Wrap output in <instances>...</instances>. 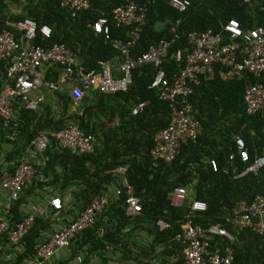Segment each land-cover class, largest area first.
<instances>
[{"label": "trees", "instance_id": "1", "mask_svg": "<svg viewBox=\"0 0 264 264\" xmlns=\"http://www.w3.org/2000/svg\"><path fill=\"white\" fill-rule=\"evenodd\" d=\"M132 1L148 7L135 56L142 55L162 40L171 39L172 27H176L180 35L164 63L170 78L185 66L174 56L178 49L191 48L188 44L191 32H219L231 19H237L245 30L264 26V0H253L249 4L243 0H188L190 6L183 13L171 8L170 0H93L91 7L77 17H72L62 7V0H0V33L10 29L11 23L34 19L40 27L48 25L53 32L51 39L39 34L35 44L45 47L65 44L85 67L98 69L100 62L112 61L117 52L111 42L93 31L90 25L103 16L111 19L117 6ZM14 7H20L22 14H15ZM126 31L112 26L114 38H125ZM220 71L218 67L215 78L204 80L190 97L202 134L196 141L183 145L172 163L155 164L150 155L155 135L169 125L171 115L169 103L160 99L158 90L150 88L156 74L154 65L133 72L128 92L115 95L92 92L84 98L79 110L74 109L71 96L66 92L54 94L56 100L48 95L36 112L18 104L9 128L5 129L0 119V152L6 151L0 163V177L4 163L26 151L42 133L76 125L85 133L94 134L102 146L94 154L75 155L54 144L45 154L47 167L37 177L43 182L35 180L26 188L22 199L13 207L14 213L18 215L20 207L30 199H38V191L43 193L46 186L61 185V189L68 191L76 183L82 187L78 189L79 198L92 199L98 194L112 196L96 223L73 244L88 247L87 261L97 259L109 263L120 254L124 259L116 260L121 263L172 264L173 258L180 257L184 250L177 235L182 231L193 201L200 200L207 203L208 210L196 215L195 224L205 228L212 225L227 228L235 238L231 244L235 264H264V237L251 230L240 231L226 222L227 215L240 202L250 203L257 195H264V170L259 176L249 174L239 180L222 171L229 164L230 148L234 147L238 136L245 139L252 160L264 156V111L249 116L244 99L245 86L264 82V74L223 80ZM5 72L1 65L0 90ZM140 102L149 105L140 115L134 116L133 108ZM7 147L11 148L9 152ZM213 159L218 161L220 172L213 171L210 163ZM238 164L242 170L244 166ZM119 168L126 169V178L142 203L143 211L135 218L127 216V194L119 198L113 196L121 185ZM179 187L187 188L188 194L191 191L193 198L177 207L173 205V193ZM111 189L114 190L110 192ZM50 196L55 195L50 193ZM61 199L64 203L62 213L74 218L91 201L72 204ZM159 221L170 227L161 230L157 225ZM51 227V219L37 217L25 238V251L11 264H25L32 259L36 247L44 239V232ZM141 232L149 237L139 246L135 235L140 236ZM227 244L218 237L212 242L211 250Z\"/></svg>", "mask_w": 264, "mask_h": 264}, {"label": "built area", "instance_id": "2", "mask_svg": "<svg viewBox=\"0 0 264 264\" xmlns=\"http://www.w3.org/2000/svg\"><path fill=\"white\" fill-rule=\"evenodd\" d=\"M92 1L62 0V7L72 17H77L80 12L91 7ZM243 1L249 4L253 0ZM169 5L183 13L190 2L170 0ZM147 14L146 4L132 1L117 6L111 19L103 16L90 25L93 31L110 41L117 52L112 61L100 62L98 69L85 67L65 44L49 47L35 44L39 34L51 39L53 32L48 25L40 27L31 18L11 23L10 29L0 33V66L3 65L6 70L4 85L0 90V119L4 128L11 126L18 104L28 111L36 112L46 100L45 93L54 95L66 92L71 96L74 109L79 110L84 98L92 92L104 95L128 92L133 83V72L154 65L156 74L150 88L158 90L160 99L169 103L171 115L169 125L155 135L150 155L155 164L172 163L183 145L196 141L202 134L201 123L190 102L195 88L201 86L204 80H213L218 67L223 80L243 79L249 75L260 77L264 74V26L245 30L237 19H231L222 25L219 32H191L188 36L191 48L186 51L178 49L174 56L177 62L185 66L170 78L164 63L170 49L180 39L176 27L171 29V39L152 45L140 56L134 55ZM112 26L127 30L125 38H114ZM244 99L249 116L264 111V82L247 84ZM148 105V102H140L133 108V115H140ZM54 144L75 155H91L102 146L94 134L85 133L76 125H69L58 131L38 135L24 154L4 163L0 177V195L5 199L0 205V264L14 263L22 255L25 238L34 227L37 217L56 219L57 224L52 223V227L44 232L43 241L36 247V255L25 264H52L63 251L71 249L79 235L96 223L111 200L112 196L107 194L95 195L74 218L62 213V199L50 196L48 191L47 205L30 199L20 207L19 214H15L13 207L22 199L26 188L35 180L43 182L37 177L47 167L45 153ZM228 162L222 171L235 180L249 174L259 176L264 170V156L252 160L246 141L240 136L236 137L234 147L230 148ZM238 162L244 166L242 170ZM210 163L214 172L221 171L217 160L213 159ZM117 172L121 175V185L113 196L119 198L127 194L126 213L135 218L143 211L141 200L134 195V189L126 178V169L119 168ZM187 197V188L175 189L173 205L182 206ZM207 210L204 201H193L182 231L177 235L184 250L180 257L173 258L172 264H235V253L231 246L235 241L234 235L219 225L205 228L195 224L196 215ZM226 222L240 231L251 230L264 237V195H257L250 203L240 202L227 215ZM157 225L161 230L170 227L164 221H159ZM218 237L230 245L211 250L212 242ZM72 263L124 264L119 260L109 263L97 259L87 261L82 252L75 254Z\"/></svg>", "mask_w": 264, "mask_h": 264}, {"label": "crops", "instance_id": "3", "mask_svg": "<svg viewBox=\"0 0 264 264\" xmlns=\"http://www.w3.org/2000/svg\"><path fill=\"white\" fill-rule=\"evenodd\" d=\"M218 150H219V147H218ZM80 188H82V187L78 186L76 183L74 185L72 184V187H70V189L68 191L61 189V185L46 186L45 191L43 193H41V192L39 193V191H38V194H40V197L36 200L35 199H33V200L38 201L41 204L47 205L48 204L47 200H48L49 194L46 192L50 191V193H53L55 196L63 198L67 203L74 204V203H78L80 201L89 202L91 200V198L90 199L79 198L78 189L80 190ZM113 190L114 189H111L110 192H112ZM190 194H192L191 191H190ZM4 200L5 199H3V196L0 195V205L3 203ZM72 207H73V205H72ZM52 223H53V225H56L57 224L56 219L52 220ZM139 234H140V236L137 235V237L135 235V241H138L141 244L139 246H142L145 239L148 238L149 236L145 232H141ZM87 250H88L87 246L80 247V246H74L73 245L71 247V249L63 251L60 256H58L56 259H54L52 264H73L72 260L75 256V254L82 252L87 256ZM157 254L160 255L161 253L157 251ZM121 258L124 259V257L122 255L118 254L115 256V258L113 260L121 259Z\"/></svg>", "mask_w": 264, "mask_h": 264}, {"label": "rangeland", "instance_id": "4", "mask_svg": "<svg viewBox=\"0 0 264 264\" xmlns=\"http://www.w3.org/2000/svg\"><path fill=\"white\" fill-rule=\"evenodd\" d=\"M14 13L15 14H22V9L20 8V7H14ZM48 95H50V94H47V93H45V98L48 96ZM52 98H53V100H56L55 99V95H50ZM71 113H72V111H70ZM72 115V114H71ZM6 149H8L7 151L9 152V150L11 149L10 147H7ZM6 153V151H4V152H0V163H2V160H3V155ZM193 198V196L189 193L188 194V197H187V202L186 203H188V202H190V200ZM41 204V203H40ZM45 205V204H44Z\"/></svg>", "mask_w": 264, "mask_h": 264}, {"label": "clouds", "instance_id": "5", "mask_svg": "<svg viewBox=\"0 0 264 264\" xmlns=\"http://www.w3.org/2000/svg\"><path fill=\"white\" fill-rule=\"evenodd\" d=\"M25 152V151H24ZM24 152L22 153V154H24ZM22 154H20V155H22ZM46 154V153H45ZM47 159H48V157H46Z\"/></svg>", "mask_w": 264, "mask_h": 264}]
</instances>
